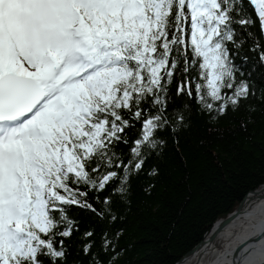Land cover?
<instances>
[{
  "label": "snow or ice",
  "instance_id": "snow-or-ice-1",
  "mask_svg": "<svg viewBox=\"0 0 264 264\" xmlns=\"http://www.w3.org/2000/svg\"><path fill=\"white\" fill-rule=\"evenodd\" d=\"M257 21L264 36V0H0V264H84L69 260V207L103 218L158 174L145 169L166 147L157 133L177 139L193 115L174 78L210 121L256 98L233 57ZM109 189L104 209L88 203Z\"/></svg>",
  "mask_w": 264,
  "mask_h": 264
},
{
  "label": "trees",
  "instance_id": "trees-1",
  "mask_svg": "<svg viewBox=\"0 0 264 264\" xmlns=\"http://www.w3.org/2000/svg\"><path fill=\"white\" fill-rule=\"evenodd\" d=\"M247 11L255 19L253 8ZM249 30L254 36L241 32L238 39H246L234 50L233 62L255 89L256 98L242 101L239 111L229 110L218 121H210L195 111V100L176 96L183 77L174 78L169 95L173 103H190V128L177 139L167 131L157 133L165 138L166 147L160 158L147 161L145 169L155 166L158 174L134 177L124 201L115 200L105 217L86 208L69 207V217L78 228L65 240L73 253L69 260L75 257L84 264H93L94 259L98 264H174L215 220L232 212L249 190L264 183V64L259 51L253 50L257 40L264 50V36L258 21ZM237 77L241 78L239 73ZM245 104L257 106L251 122ZM109 192H89L88 203L98 211L104 209L102 201ZM86 231L94 233L88 256L81 250L87 242L83 239Z\"/></svg>",
  "mask_w": 264,
  "mask_h": 264
},
{
  "label": "bare ground",
  "instance_id": "bare-ground-1",
  "mask_svg": "<svg viewBox=\"0 0 264 264\" xmlns=\"http://www.w3.org/2000/svg\"><path fill=\"white\" fill-rule=\"evenodd\" d=\"M260 192L264 194V187ZM263 219L264 195H246L239 212L218 232L211 226L196 250L178 264H232L231 254L237 247L242 249L237 264H264V235L256 243L250 241L264 232Z\"/></svg>",
  "mask_w": 264,
  "mask_h": 264
},
{
  "label": "water",
  "instance_id": "water-1",
  "mask_svg": "<svg viewBox=\"0 0 264 264\" xmlns=\"http://www.w3.org/2000/svg\"><path fill=\"white\" fill-rule=\"evenodd\" d=\"M262 187H264V183L261 184L259 187L255 188V189L249 190V191L243 196V198L241 199V201L239 202V204L235 207V209H234L232 212H230L229 214H227V215H226L225 217H223V218H218L217 220H215L211 226H212V227H213V226L216 227V229H215L216 232H218V231H219L224 225H226V224L232 219V216H233V215H235L236 213L239 212L240 207H241V205H242V203H243V201H244L246 195H248V194H254L256 198H259V197L263 196L264 194H262V193L260 192V189H261ZM263 223H264V219H263ZM207 231H208V230H207ZM207 231H206V232H207ZM206 232L203 234L201 240H200V241H199L194 247H192L188 252H186V253H185L180 259H178L174 264H178V263L181 262L183 259H185L186 257H188L191 253H193V252L196 250V248L200 245V243L203 241V239H204V235L206 234ZM216 232H215V233H216ZM215 233L212 234V235H210V238H213L214 235H215ZM259 235H261V236H259ZM263 235H264V232H260V234H258L257 236H253V237L251 238L252 240H250V241L256 243V242L258 241V239H260ZM240 250H242L241 247H237V248H235L234 251L232 252V254H231L232 264H237L236 261H238V259H239L240 252H241Z\"/></svg>",
  "mask_w": 264,
  "mask_h": 264
},
{
  "label": "rangeland",
  "instance_id": "rangeland-1",
  "mask_svg": "<svg viewBox=\"0 0 264 264\" xmlns=\"http://www.w3.org/2000/svg\"><path fill=\"white\" fill-rule=\"evenodd\" d=\"M219 246H221V243H219Z\"/></svg>",
  "mask_w": 264,
  "mask_h": 264
}]
</instances>
